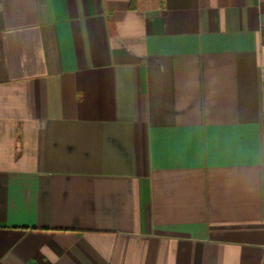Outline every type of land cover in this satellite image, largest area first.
Returning <instances> with one entry per match:
<instances>
[{
	"label": "crops",
	"instance_id": "0c3cea01",
	"mask_svg": "<svg viewBox=\"0 0 264 264\" xmlns=\"http://www.w3.org/2000/svg\"><path fill=\"white\" fill-rule=\"evenodd\" d=\"M0 264H264V0H0Z\"/></svg>",
	"mask_w": 264,
	"mask_h": 264
}]
</instances>
